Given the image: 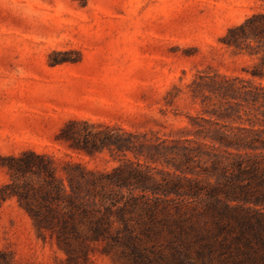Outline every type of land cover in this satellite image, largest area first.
Segmentation results:
<instances>
[{"label":"rangeland","instance_id":"obj_1","mask_svg":"<svg viewBox=\"0 0 264 264\" xmlns=\"http://www.w3.org/2000/svg\"><path fill=\"white\" fill-rule=\"evenodd\" d=\"M257 13L264 0H0V264H259L235 233L220 237L229 244L224 253L218 246L209 253L183 247L161 227L147 236L137 223L134 248L88 238L86 248L75 240L60 247L11 196L5 167L24 152L92 171L121 165L124 158L108 151L92 158L57 143L69 120L119 127L147 143L194 139L190 117L203 108L189 86L251 78L259 58L237 54L222 39ZM147 165L158 177L169 170Z\"/></svg>","mask_w":264,"mask_h":264},{"label":"trees","instance_id":"obj_2","mask_svg":"<svg viewBox=\"0 0 264 264\" xmlns=\"http://www.w3.org/2000/svg\"><path fill=\"white\" fill-rule=\"evenodd\" d=\"M222 42L259 61L251 78L193 81L192 98L203 108L190 117L194 139L147 143L119 127L69 120L57 143L92 158L108 151L124 158L121 165L100 172L35 152L8 158L12 184L6 188L25 205L38 233L50 232L66 249L72 240L86 248L84 238L134 248L137 223L147 236L161 227L183 247L209 253L217 246L224 253L229 244L220 237L235 233L236 242L256 254L253 262L264 264V13L231 27ZM212 98L219 103L211 105ZM150 162L169 170L158 177Z\"/></svg>","mask_w":264,"mask_h":264}]
</instances>
